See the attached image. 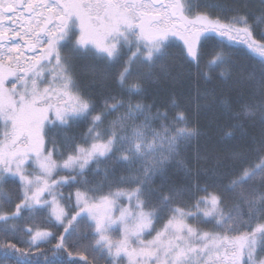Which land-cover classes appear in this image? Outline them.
<instances>
[{"label":"snow or ice","instance_id":"6c2138e0","mask_svg":"<svg viewBox=\"0 0 264 264\" xmlns=\"http://www.w3.org/2000/svg\"><path fill=\"white\" fill-rule=\"evenodd\" d=\"M253 21L264 23V0H0L3 259L37 264L54 240L67 258L48 264H264V29ZM174 38L224 79L234 45L259 59L232 81L236 99L221 101L223 146L197 169L209 179L165 190L155 179L199 131L183 111L169 119L137 98Z\"/></svg>","mask_w":264,"mask_h":264},{"label":"trees","instance_id":"16d2710c","mask_svg":"<svg viewBox=\"0 0 264 264\" xmlns=\"http://www.w3.org/2000/svg\"><path fill=\"white\" fill-rule=\"evenodd\" d=\"M209 3L228 4L231 3V0H209ZM251 3L253 5L258 4V0H251ZM253 23H255L258 32L264 29V23L256 21H253ZM233 48V64L236 71L230 73L227 79L219 76L221 68L210 70L206 67L210 55L202 59L199 67H197L195 62L187 60L181 55L182 47L173 43L168 49L169 55L162 61L165 68L162 69L159 65L155 66L151 69V78L145 79L143 85L144 93L139 98L142 99L144 104L155 105L152 108L153 113L157 110L161 112L167 110L169 119H171L177 111H183L188 118L190 126L199 131V135L193 137L188 145L182 149L180 155L168 166L166 179L157 177L153 187L160 186L162 183L165 190L173 183L177 186L185 183L192 185L200 183L203 185L205 180L209 179L210 172L208 176L203 171L197 174V169H211L214 163L213 154L223 146L219 127L226 117L221 101L224 98L236 99L237 92L232 87V81L238 73H246L250 70L259 59L258 57L252 59V54L247 53V50L243 47L233 46ZM139 70L143 74L149 72L147 68L142 70L140 68ZM115 72L116 69L111 70L112 75ZM205 72L209 73L210 79L205 78ZM76 76L82 86L90 88L97 104H100L103 93L98 84L93 85L91 83L94 78L92 69L87 65L78 66ZM107 84L113 92L118 90L113 79L110 78ZM244 99H248L247 93H245ZM173 100L178 105L176 109L171 106ZM86 128L87 124L78 125L71 129V132L78 135L84 132ZM258 131V125L255 128H249L250 133H258ZM178 161H183L184 165L192 169L190 178L185 177L184 168L181 167ZM209 182L211 181L209 180ZM67 191L69 189H65L66 194ZM54 243L55 241L53 240L52 244L41 245L40 252L43 255L34 253L33 258L37 261V264H48V262L67 258L66 254L61 256L60 253L53 250ZM84 243H87V240ZM20 246L23 247L24 245ZM0 261H2V264H9L8 260L3 259L2 254H0ZM100 264H103V261Z\"/></svg>","mask_w":264,"mask_h":264},{"label":"rangeland","instance_id":"374dc122","mask_svg":"<svg viewBox=\"0 0 264 264\" xmlns=\"http://www.w3.org/2000/svg\"><path fill=\"white\" fill-rule=\"evenodd\" d=\"M208 2H209V0H208ZM172 43L175 44V45H180V46L182 47V42L179 41L178 38H174V39L172 40ZM234 46L242 47V46H239V45H234ZM142 69H143V67H141V70H142ZM137 99H140V98L138 97Z\"/></svg>","mask_w":264,"mask_h":264}]
</instances>
